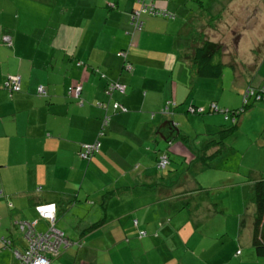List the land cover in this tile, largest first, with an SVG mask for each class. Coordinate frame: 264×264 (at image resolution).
I'll return each mask as SVG.
<instances>
[{
    "label": "crops",
    "instance_id": "obj_1",
    "mask_svg": "<svg viewBox=\"0 0 264 264\" xmlns=\"http://www.w3.org/2000/svg\"><path fill=\"white\" fill-rule=\"evenodd\" d=\"M142 1L175 17L144 14L142 29L130 37L129 14ZM217 6L216 0H0V83L18 74L21 87L11 98L0 88V236L12 240L10 249H0V264H13L11 249L26 245L16 220L35 221L39 232L48 228L34 208L48 202L56 204V226L81 242L63 247L49 264H110L111 251L124 262L123 252L128 251L133 264H140L136 254L144 244L153 245L150 252L157 254L151 264H191L182 252L173 255L179 246L193 258L200 257L201 264H230L237 257L240 264H246L244 258L258 261L251 249H238L240 240L215 254L197 251L189 241L203 231L200 236L189 219L171 208L184 201L187 186L170 175H184L190 158L183 144L188 135L179 129L178 115L187 114V105L206 101L197 99L202 82L183 55L189 53L194 28H218L200 19V12L206 16ZM226 10L234 19L235 13L256 10L258 23L264 19L263 0H228ZM5 36H10V45L4 43ZM124 49L133 65L131 73L117 55ZM253 49L246 65L263 76L264 50L256 60ZM109 80L122 82L125 91L109 98ZM71 83L82 86V104L66 96ZM38 85L46 86L47 96L36 94ZM258 85L264 86V80ZM112 100L127 111L112 115L97 139L99 131L104 132L99 126L103 110L95 102L111 108ZM166 120L177 129L173 138L158 133ZM97 142V153L88 159L81 155L86 145ZM163 151L175 168H157ZM151 164L172 173L160 176ZM161 199L166 211L150 210ZM61 221L70 232L59 226ZM96 249L102 252L100 261Z\"/></svg>",
    "mask_w": 264,
    "mask_h": 264
},
{
    "label": "rangeland",
    "instance_id": "obj_2",
    "mask_svg": "<svg viewBox=\"0 0 264 264\" xmlns=\"http://www.w3.org/2000/svg\"><path fill=\"white\" fill-rule=\"evenodd\" d=\"M205 1L207 3L209 0ZM227 1L216 0L219 8L216 12H206V16L200 12V19L205 18V21L207 20L206 22L212 26L218 25L214 32L210 30L207 32L210 39L223 44L225 65L222 74L217 78H198L203 88L197 93V99L206 101L194 103L204 107L205 111L201 114L189 113L187 105V114L178 115L179 129L188 135L186 143L184 141L183 144L186 148V157L190 154V158L186 167L188 170L185 171L186 176L183 172H170L171 179L183 182L187 186L184 201L171 205L172 211L183 220L189 219L200 236L203 231V236L193 237L189 244L197 251L204 249L209 254H215L229 247V243H237V240H240L238 249H243L244 253L246 248L254 252L251 246L252 240H250L254 214L253 184L264 178V100L258 101L250 97L248 105L238 117L236 124L224 121V113H212L208 110L212 101L217 103L219 109H239L242 106L243 90L248 86L254 87L264 80V64L263 76L261 71H258L256 75L246 65V58L250 56L248 52L255 47L254 44L259 42L258 45H264V19L262 24L258 23L255 17L259 15V12L256 10L235 13V19L227 17ZM209 6L210 4H207L206 8ZM257 7L259 5L254 9ZM212 17L214 19L211 20ZM217 17L219 20L215 22ZM240 18H243L242 23L239 22ZM190 22L196 24L195 20ZM188 27L192 28L191 25ZM194 31V39H197L202 31L206 32L196 28ZM192 39L191 36L188 37L189 41ZM232 58L234 60L229 62ZM263 60L264 57L261 64ZM191 96L187 100L188 103L191 101ZM103 118L104 116L101 117ZM222 123L223 126H221ZM211 140L215 146L205 153L200 151L198 156L196 152L202 150ZM176 160L177 158L173 161ZM151 166L153 167L151 169L160 176L165 173L155 169L153 164ZM168 167L170 170L175 168V162ZM163 201L164 199L154 202L150 210L159 207L161 213L165 212L166 205ZM59 226L70 232V226H66L63 221ZM152 247L151 244L140 247V255L136 254V260L140 261V264H151L157 256L154 251L150 252ZM147 248H149L148 254L145 253ZM174 250L177 253L174 252L173 255H181L179 253L182 252L187 262L201 264L200 257L193 258L190 253H184L186 251L184 246ZM96 251L100 261L102 252L99 249ZM123 254L126 257L125 262L120 259L119 254L111 251L110 256L113 262L110 264H133L134 260L132 256H129L130 253L127 251ZM162 256L163 254H159L158 259L160 260ZM239 258H231L230 264H240ZM244 259L246 264H264V257H258V261Z\"/></svg>",
    "mask_w": 264,
    "mask_h": 264
},
{
    "label": "built area",
    "instance_id": "obj_3",
    "mask_svg": "<svg viewBox=\"0 0 264 264\" xmlns=\"http://www.w3.org/2000/svg\"><path fill=\"white\" fill-rule=\"evenodd\" d=\"M160 15L168 18H173L174 14L167 11L165 8H157L152 3H146L145 1L140 2L139 6L132 10L130 15V23L133 26L134 31H138L141 29L143 25L142 15ZM4 41L10 44V36H5ZM118 55L123 57L124 67L129 69L131 64L126 62V58L124 56L126 53L119 52ZM0 86L6 87L10 94L17 92L20 90V76L19 75H10L6 78L4 83ZM74 93L79 94L81 87L79 85H75L72 87ZM124 85L119 84L117 82L112 83L107 91L109 97H111L112 93L119 90L124 91ZM40 92H45L42 86L39 88ZM253 96L255 99H261L264 97V87H261L257 92L253 88H247L244 97ZM99 106L103 107L106 111L108 110V105L105 102H99ZM111 107L113 111L115 110H123L125 111V107L121 105L118 101H113L111 103ZM165 110V109H164ZM210 112H220L224 113L225 119L231 117L232 121H234V117L237 115L238 111H228L225 109H219L215 103H211L208 107ZM189 111L191 113H203L205 108L202 106L199 107H189ZM109 117L105 114L103 118L104 124L108 122ZM99 146V142L94 144H88L85 146V151L81 153L85 158H89L94 152H96ZM169 163L168 157L165 153H161L157 160V167L164 168ZM9 205H11L9 203ZM35 210L38 212L41 218L48 220V228L45 231L39 232L35 230V221H26V220H17L15 221L19 231L21 232L26 246L23 251L14 250L13 255L15 258L14 264H48L49 263V254L56 255L60 248L67 247L70 244L74 243L65 237L64 233L55 227V212L56 206L54 203H40L35 206ZM137 221L134 220V224ZM140 236H144L145 232L140 231ZM78 243V242H76ZM11 242L7 238L1 236L0 237V247H10Z\"/></svg>",
    "mask_w": 264,
    "mask_h": 264
},
{
    "label": "trees",
    "instance_id": "obj_4",
    "mask_svg": "<svg viewBox=\"0 0 264 264\" xmlns=\"http://www.w3.org/2000/svg\"><path fill=\"white\" fill-rule=\"evenodd\" d=\"M131 12L129 14V23H130ZM212 19H214V18L212 17L211 20ZM218 20H219V18L217 17L215 19V22L218 21ZM208 26H210L211 28H215L216 24L214 26H212V25H210L208 23ZM141 29H142V27H141ZM140 30H138V31H140ZM201 30H204V28H201ZM138 31H134L133 30V26L130 23V30L128 32L129 36L131 37L135 32H138ZM205 31L206 32L202 31V33H199V37L197 39H194V37H193L192 41H190V44H189V51H188L189 53L188 54L187 53L184 54L183 57H184V59L189 61L188 65H189L190 71H192V74L195 77H197V78H217V77H219L222 74V71H223L222 69H223V67L225 65V63L223 62V59H225L224 46H223L222 43H220L218 41L211 40L210 37H208L209 34H208L206 29H205ZM4 43L6 45H10L11 44V43L8 44L5 41H4ZM262 50H264V45H257L256 48H254L252 50V53L255 55V59L256 60L259 59L260 53H261ZM123 52L126 53V55L124 56V58H126V62L131 64L129 69L125 68L124 64H123V68H124V70L126 72L131 73L132 70H133V65L127 59L128 51L126 49H124ZM118 56H120V55H118ZM233 60H234V58L229 60V62H232ZM255 61H254V64L256 63ZM251 66H253V65H251ZM14 75H18V74H14ZM4 81H2L0 83V85H2L4 83ZM115 82H117L119 84H123L122 82H120L118 80H115V81L109 80L107 82L106 88H105V94L107 96H108L107 91H108L109 86L112 83H115ZM75 85H79L81 87V90H82V86L80 84H78V83L72 84L71 83L66 88V96L68 98L76 100L79 104H82L83 100L81 98V90H80L79 94H77V95L73 91L72 87L75 86ZM40 86L43 87L45 92H40L39 91L38 88ZM124 87H125V85H124ZM248 87L249 88H253L255 90V92H257L261 88L260 85L254 86V87H252V86H248ZM0 88L6 90L9 98H11L15 93L20 91L19 90L17 92H14V93L10 94V91L6 87L0 86ZM20 89H21V87H20ZM124 91L117 90L115 92L123 93ZM113 93H112V95H113ZM36 94L38 96H41V97L47 96L46 86L38 85ZM98 103L99 102H95V106L101 108L103 110V116H105V114H107V117H109V119H108V122L106 124H104L103 119L100 120V125L99 126H103L104 132L103 131H99V133L97 134V137H96L97 139L100 137L101 133H105V129L108 127V124H109V121H110L112 115L116 114L117 112H125V111H127V108H125L126 109L125 111H123V110H115L113 113H110V111L113 110V109L108 108V110L106 111L103 107L99 106ZM172 103H174V102H172ZM247 105L248 104H245V106H247ZM212 142L213 141L211 140L210 142H208L203 147L202 150L197 151L196 152L197 155L198 156L200 155L199 154L200 151H202V152L204 151V153H205L206 151H209L211 148H213L215 145H213ZM163 153H165L167 155L169 163L164 168H158L160 170H165L166 168H168V166L170 164V158H169L170 156L168 155L169 153L167 154L166 151H163ZM253 190H254V193H253V197H252V203L254 204V214H253V221H252V244L251 245H252V247L254 249V253H255L256 256L264 257V178L257 180L253 184ZM55 223H56V212H55ZM61 249L62 248H60L59 252L61 251ZM48 256L50 258V257H52L54 255H50L49 254Z\"/></svg>",
    "mask_w": 264,
    "mask_h": 264
},
{
    "label": "clouds",
    "instance_id": "obj_5",
    "mask_svg": "<svg viewBox=\"0 0 264 264\" xmlns=\"http://www.w3.org/2000/svg\"><path fill=\"white\" fill-rule=\"evenodd\" d=\"M167 10V9H166ZM168 11V10H167ZM170 12V11H169ZM171 13H173V12H171ZM174 14V13H173ZM174 17H175V14H174ZM123 59V58H122ZM124 64V63H123ZM261 87H264V86H261ZM247 88H249V87H247ZM247 88H245V90H243V92H242V96H243V98H242V106L239 108V109H233V110H229L228 109V111H230V112H232V111H238V113H237V115L234 117L235 119H234V121H232V119H231V117L230 118H228V119H225V117H224V119L225 120H227V121H230L232 124H236L237 123V119H238V117L244 112V110H245V104H248L249 103V98L250 97H252L254 100H258V101H260V100H264V97H262L261 99H255L253 96H247V97H244V93H245V91H246V89ZM109 97V96H108ZM111 97H112V95H111ZM111 97H109V98H111ZM113 101H117V100H112V102ZM111 102V103H112ZM211 103H215V102H211ZM210 103V104H211ZM121 104V103H120ZM209 104V105H210ZM216 105H217V103H215ZM122 105V104H121ZM190 106H193V107H199V106H197V105H194V104H190V105H188V112L189 113H191L190 111H189V107ZM111 107V106H110ZM125 107V106H124ZM126 108V107H125ZM219 108V107H218ZM111 109H112V107H111ZM166 110H167V108H165V110L164 109H161V113H165L166 112ZM114 111L113 110H111L110 111V113H113ZM126 112V111H125ZM217 112H220V110L219 111H217ZM212 113H215V112H212ZM194 114H201V113H194ZM174 127V126H173ZM175 128V127H174ZM98 151H96V152H94L93 154H95V153H97ZM92 154V155H93ZM159 156H160V154H159ZM158 156V157H159ZM90 158V157H89ZM158 160V159H157ZM169 161V160H168ZM156 166H157V162H156ZM158 168V167H157ZM49 203V202H48ZM50 203H54V202H50ZM11 204V203H10ZM40 204V203H39ZM55 204V203H54ZM8 205H9V203H8ZM12 205V204H11ZM11 205H9V206H11ZM37 205V204H36ZM35 205V206H36ZM35 206H34V208H35ZM55 206H56V204H55ZM36 211V210H35ZM37 212V211H36ZM37 215H39L38 214V212H37ZM42 219H44V218H42ZM44 220H46L47 222H48V220L47 219H44ZM17 221V220H16ZM27 221V220H26ZM30 222H32V221H30ZM134 222V221H133ZM36 223V222H35ZM14 224H15V226L17 227V225H16V223L14 222ZM54 225H55V227H57L56 226V223H55V220H54ZM58 228V227H57ZM58 229H60V228H58ZM17 230H19L18 229V227H17ZM36 230V229H35ZM61 230V229H60ZM62 231V230H61ZM63 233H64V231H62ZM145 232V231H144ZM64 235H65V233H64ZM1 237V236H0ZM3 237H5V236H3ZM65 237L66 238H68L66 235H65ZM5 238H7L8 240H10V242H11V244H12V240L11 239H9L8 237H5ZM69 239V238H68ZM70 241H72V242H74V243H72V244H70L69 246H71V245H73V244H75V245H80L81 244V242L79 241V240H77V241H73V240H71V239H69ZM76 242H78V243H76ZM10 247H12V245L10 246ZM10 247H5V248H2V247H0V249H10ZM25 249V247L23 248V250ZM12 250V253H13V251L14 250H18V249H16V248H12L11 249ZM23 250H18V251H23ZM59 253V252H58ZM57 253V254H58ZM57 254H56V256H57ZM55 256V255H54ZM13 257H14V255H13ZM14 263H15V258H14ZM13 263V264H14ZM49 263H50V258H49ZM48 263V264H49Z\"/></svg>",
    "mask_w": 264,
    "mask_h": 264
},
{
    "label": "water",
    "instance_id": "obj_6",
    "mask_svg": "<svg viewBox=\"0 0 264 264\" xmlns=\"http://www.w3.org/2000/svg\"><path fill=\"white\" fill-rule=\"evenodd\" d=\"M158 133L162 138L169 139L175 137L178 132L172 123L166 120L159 126Z\"/></svg>",
    "mask_w": 264,
    "mask_h": 264
}]
</instances>
